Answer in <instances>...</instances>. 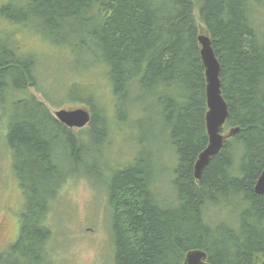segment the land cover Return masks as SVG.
Returning <instances> with one entry per match:
<instances>
[{
  "label": "trees",
  "instance_id": "obj_1",
  "mask_svg": "<svg viewBox=\"0 0 264 264\" xmlns=\"http://www.w3.org/2000/svg\"><path fill=\"white\" fill-rule=\"evenodd\" d=\"M255 3L264 9V0L3 4L6 19L35 24L50 43L70 48L76 61L102 66L112 108L110 116L93 96L80 99L90 108L86 133L93 142L83 145L28 90L33 86L43 94L31 72L34 57L18 58L0 48V96L22 93L10 102L6 141L24 199L19 234L7 253L20 252L21 258L4 264L45 263L52 234L46 213L71 174L65 165H85L89 156H100L109 120L115 128L129 124L141 135L159 128L153 137L177 155L171 197L155 189L159 178L144 150L114 171L107 195L113 264H182L186 252L196 248L211 264H264V194L254 190L264 170V19L255 24ZM200 29L210 36L220 62L228 105L224 127L238 130L196 179L194 163L208 141ZM153 137L139 142L143 146ZM222 208L230 211L229 218L220 216Z\"/></svg>",
  "mask_w": 264,
  "mask_h": 264
},
{
  "label": "rangeland",
  "instance_id": "obj_2",
  "mask_svg": "<svg viewBox=\"0 0 264 264\" xmlns=\"http://www.w3.org/2000/svg\"><path fill=\"white\" fill-rule=\"evenodd\" d=\"M7 1L0 0V11ZM253 12L257 25L264 19V9L255 3ZM1 47L18 58L34 57L31 58V72L36 78L38 89L46 95L47 100L35 87L29 86L28 90L44 102L50 112L76 107L90 110L84 100L80 99L93 96L108 108V115H112L111 103L108 101L111 94L104 80V68L98 64L84 65L82 59L76 61L70 48L50 43L37 33L35 24L20 25L0 13ZM10 83L13 84L12 80ZM15 97L22 98L18 89L0 96L1 264L7 258H11L12 262L21 258L20 252L7 256L19 234L20 212L24 205L12 153L6 141L8 110ZM111 122L109 120L107 124L104 146L99 157L89 156L85 165H65L71 174L66 177L46 213L45 222L52 234L47 243L48 256L44 264H113L114 252L109 232L112 210L107 204L108 184L114 171L130 165L141 150L146 152L151 162L149 164L153 165V175L159 178L155 186L159 195L171 197L174 191L170 181L177 155L171 146L155 140L159 136V128H146L141 135L129 124L115 128ZM88 127L87 124L72 130L83 145L91 147L93 142L86 133ZM228 130L224 127L223 133ZM142 137H153L154 141L143 143L142 146L139 142ZM75 172L77 175H74ZM219 212L223 219L229 218L230 211L226 208Z\"/></svg>",
  "mask_w": 264,
  "mask_h": 264
},
{
  "label": "water",
  "instance_id": "obj_3",
  "mask_svg": "<svg viewBox=\"0 0 264 264\" xmlns=\"http://www.w3.org/2000/svg\"><path fill=\"white\" fill-rule=\"evenodd\" d=\"M197 40L200 45V57L205 74L206 112L204 117L208 138L207 145L198 154L193 167L194 176L199 179L211 158L221 150L224 140L232 136L238 128H230L227 133H223L224 124L228 117V105L221 90L220 62L212 48L210 36L203 29L199 30ZM53 115L69 128H81L90 121V112L85 107L62 108L54 111ZM254 190L258 194H264V170L255 181ZM182 264L211 263L207 260L206 253L202 249L196 248L186 252Z\"/></svg>",
  "mask_w": 264,
  "mask_h": 264
}]
</instances>
